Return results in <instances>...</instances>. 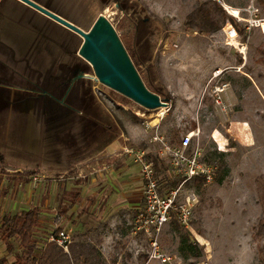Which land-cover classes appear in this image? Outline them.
<instances>
[{
	"label": "rangeland",
	"instance_id": "rangeland-1",
	"mask_svg": "<svg viewBox=\"0 0 264 264\" xmlns=\"http://www.w3.org/2000/svg\"><path fill=\"white\" fill-rule=\"evenodd\" d=\"M29 1L87 34L104 16L118 36L131 35L137 71L150 86L162 92L161 101L166 103L165 107L146 110L100 84L92 65L78 53L84 38L54 25L57 22L21 1L5 0L0 6V15L3 14L0 38L19 57L30 59H24L21 71L26 68L25 72L44 75L43 69L53 71L56 64L59 65L55 70L64 64L72 67V81L78 75L83 78L89 99L99 103L106 116L103 122L107 135L103 143L88 144V153L93 154L84 159L85 178L70 173L38 174L45 189L53 187L57 192L54 203H46L49 215H43L45 219L39 228L46 230L48 236L65 230L73 240L93 244L99 234L104 235L105 244L98 248L106 264H160L154 260L147 262V242L132 233L145 189L140 167L127 153L118 160L96 155L106 143L117 140L115 152L119 147L143 150L151 161L160 154L161 144L154 141L155 137L172 145V139L178 142L191 133L192 145L199 147L201 158L214 151L222 152L225 167L215 160L211 183L199 188L187 181L181 186L178 201L186 198L194 201L191 221L187 228L177 229L173 223L162 228L159 236L162 251L179 264H262L260 251L264 238L255 241L252 237L262 217L259 197L264 192V64L260 62V51H264V10L256 0H214L234 23L226 21L211 35L183 25L186 15L206 0ZM249 6L258 10L254 19L260 22L247 28L242 19H250L245 11ZM227 25H232L238 35L230 43L223 33ZM0 52L4 53L1 49ZM119 70L123 71L121 67ZM73 88L72 94L76 96L78 87ZM91 106L88 111L98 116V106ZM33 134L38 135L37 130H31L28 138ZM161 159L165 170L157 179L165 192L168 180L175 178V174L167 158ZM103 165L109 170L103 172L100 180L115 187L123 186L117 187L118 197H113L116 203L112 204L108 197L100 206L93 204L90 196L83 198L78 193L75 196V191L65 189L69 180L77 185L99 182L97 170ZM119 193L125 200L136 198L139 205L117 204ZM43 196L46 200L45 191ZM58 204L56 211L52 210ZM56 213L60 218L53 222ZM184 235L203 248L199 259L184 260L177 253L180 237ZM3 253L0 252L1 260L11 264L14 258Z\"/></svg>",
	"mask_w": 264,
	"mask_h": 264
},
{
	"label": "crops",
	"instance_id": "crops-1",
	"mask_svg": "<svg viewBox=\"0 0 264 264\" xmlns=\"http://www.w3.org/2000/svg\"><path fill=\"white\" fill-rule=\"evenodd\" d=\"M4 1L0 0V6ZM13 1L18 2L19 0ZM20 5L24 6L25 4L20 3ZM2 17L3 14L0 15V35ZM54 25L63 27L58 23ZM68 33L73 35L70 32ZM0 45L11 52V54H7L4 50L5 54L0 52V225L2 219L6 216L37 209L39 211V222L34 232V238L36 247H41L45 244L44 241L48 242L45 238H49V236L46 234V230L39 227L42 220L45 219L43 215H49L45 209L47 207L46 203L52 201L53 204L57 192L53 191V187L51 190L45 189L38 174L70 173V176L77 175L78 178H85L87 175L84 170L86 167L85 161L88 156L93 154V152L88 153V144H92L93 141L103 143L102 139L107 135L103 122L106 116L100 104L89 99L83 78L78 75L77 79L72 81V67L64 64L62 68L55 70V67L59 65L56 64L53 71L48 72L46 68L43 69L44 75H39L35 71L25 72L26 68L22 72V63L30 59L19 57L11 48L1 42V38ZM37 61L39 60L37 59L36 63ZM52 77L66 80L69 78L71 80L61 98H56L47 91L49 78ZM75 85L78 87V91L76 96H73L72 92ZM72 97L74 98L73 101L68 99ZM91 105L98 106L100 112L98 116L95 113L92 115L88 111L92 109ZM50 126H53L54 130ZM34 129L37 130L38 135L33 134L34 137L32 135L28 138L29 132ZM109 130L111 129L109 128ZM29 141L31 144L28 143ZM116 143H118L117 140L106 143L96 156L117 158V160L122 158L125 154L123 151L127 147L118 146L119 148L115 152L117 149L115 147L118 145ZM106 170H109L107 165H103L97 170L100 177L97 183L82 182L77 185L74 180H69L65 189L71 192L75 191V196L77 193L83 198L90 196L93 204L97 203L100 206L108 201V197L112 204L116 203L117 200L113 202V197H118L117 187L121 189L123 186L115 187L109 181H101L103 172ZM33 176L39 177L40 181L34 182L32 180ZM44 191L46 200L43 196ZM68 194L71 195V193ZM103 194H105L104 197ZM119 196L120 199L117 204L125 203L134 205V207L139 205L136 198L125 200L120 193ZM59 204L53 207L52 210L56 211ZM142 205L143 198H141L137 213ZM53 216V222L60 218L57 213ZM72 241L74 240L72 239ZM104 244V235L99 234L96 239V247L99 252L98 247ZM9 245L12 247V251H9L6 244L1 242L0 252H4L3 254L7 258L12 256L14 260L11 264H14L16 261L14 254L21 247L15 239H11Z\"/></svg>",
	"mask_w": 264,
	"mask_h": 264
},
{
	"label": "trees",
	"instance_id": "trees-1",
	"mask_svg": "<svg viewBox=\"0 0 264 264\" xmlns=\"http://www.w3.org/2000/svg\"><path fill=\"white\" fill-rule=\"evenodd\" d=\"M256 3L264 10V0H256ZM234 23V20L228 17L221 6L214 0H206L197 4L185 17L183 25L186 29L196 31L197 33L211 35L217 32L221 26L226 22ZM128 57L130 58L135 69L137 66V54L135 52L134 45L132 43V36L129 34H121L118 36ZM0 49L4 50L7 54L11 52L4 46L0 45ZM260 62L264 64V51L261 50ZM137 71V69H136ZM138 72V71H137ZM139 77L148 91L157 95L160 100L163 98V94L160 90L154 89L147 82V79L140 75ZM69 78L57 79L55 77L49 78L47 85V91L54 95L56 98H61L67 87L70 84ZM181 139V138H180ZM180 140L176 142L175 139L171 140L172 145H178ZM224 153L212 152L202 158V163L213 168V178L215 166L213 161L217 160L223 165ZM156 177L158 174L165 170L163 159L160 156H154L151 160ZM219 168L216 169L218 171ZM217 178L215 177V180ZM195 183L199 188L207 185L203 177H195L190 180ZM159 182V181H158ZM182 182V178L175 175V178L168 180L167 188L164 190V185L159 184L160 194H165L171 190H175ZM260 202L262 204V217L259 219L257 225L254 228L253 239L259 241L264 238V192L261 193ZM39 222V211L37 209H31L21 212L12 216H6L2 219L0 225V240L6 244V248L12 251V247L9 245L11 239L18 241L21 249L18 251V255L15 254V263L21 264L22 261H30L31 264H106L103 260L101 253L96 247V244H92L84 241H72L68 248V253H65L54 242H45L41 247H36V240L34 238L35 229ZM174 226L179 229L181 227L175 220H172ZM58 231L52 233L55 234ZM51 234V235H52ZM99 243V241H98ZM203 248L196 242H193L189 236L180 237L177 253L184 260L199 259L203 254ZM261 262L264 264V244L260 251ZM0 264H5V261L1 260Z\"/></svg>",
	"mask_w": 264,
	"mask_h": 264
},
{
	"label": "built area",
	"instance_id": "built-area-1",
	"mask_svg": "<svg viewBox=\"0 0 264 264\" xmlns=\"http://www.w3.org/2000/svg\"><path fill=\"white\" fill-rule=\"evenodd\" d=\"M250 16L242 19L247 24V28L260 22L255 20L258 10L253 6L245 9ZM232 15V14H231ZM239 18V16H235ZM225 39L236 40L238 35L232 25L223 28ZM154 141L161 144L159 156L167 158L169 166L175 175L182 178V182L175 190L165 194H160L158 179L155 175L154 167L148 160L147 154L143 150L125 149V153L132 156L133 160L139 165L145 189L143 191V205L134 218L133 235L141 236L148 244L147 262L152 260L160 264H179L174 257L165 254L159 243V236L162 228L175 220L180 226L188 227L191 221L194 201L186 198L185 201H178L181 186L195 177H203L206 183L213 180V168L202 163L201 152L197 145L193 146V135L187 133L181 137L178 145H168L163 138L155 137ZM34 182H39L40 178L32 177ZM49 242H54L65 253H68L72 238L65 230L49 236ZM1 261V258H0Z\"/></svg>",
	"mask_w": 264,
	"mask_h": 264
},
{
	"label": "water",
	"instance_id": "water-1",
	"mask_svg": "<svg viewBox=\"0 0 264 264\" xmlns=\"http://www.w3.org/2000/svg\"><path fill=\"white\" fill-rule=\"evenodd\" d=\"M19 1L84 38L85 42L79 49V55L92 65L93 72L100 84L129 98L146 110H155L166 106V103L162 102L157 95L146 89L116 31L104 16L99 17L87 34L29 0ZM119 67L123 69L122 72Z\"/></svg>",
	"mask_w": 264,
	"mask_h": 264
},
{
	"label": "bare ground",
	"instance_id": "bare-ground-1",
	"mask_svg": "<svg viewBox=\"0 0 264 264\" xmlns=\"http://www.w3.org/2000/svg\"><path fill=\"white\" fill-rule=\"evenodd\" d=\"M229 9V8H228ZM229 11V10H228ZM230 12V11H229ZM230 14H232L233 16H236L235 14H233V13H230Z\"/></svg>",
	"mask_w": 264,
	"mask_h": 264
}]
</instances>
